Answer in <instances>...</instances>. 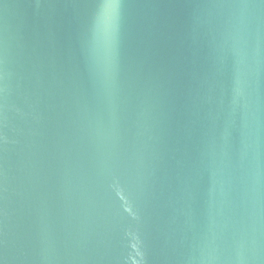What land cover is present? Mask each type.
I'll return each mask as SVG.
<instances>
[{
	"label": "water",
	"instance_id": "1",
	"mask_svg": "<svg viewBox=\"0 0 264 264\" xmlns=\"http://www.w3.org/2000/svg\"><path fill=\"white\" fill-rule=\"evenodd\" d=\"M0 264H264V0H0Z\"/></svg>",
	"mask_w": 264,
	"mask_h": 264
}]
</instances>
